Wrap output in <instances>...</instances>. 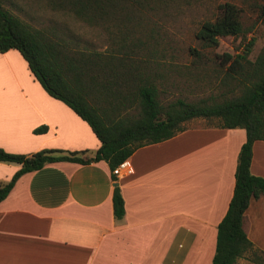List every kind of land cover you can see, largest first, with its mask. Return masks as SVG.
Listing matches in <instances>:
<instances>
[{
	"label": "crops",
	"instance_id": "obj_1",
	"mask_svg": "<svg viewBox=\"0 0 264 264\" xmlns=\"http://www.w3.org/2000/svg\"><path fill=\"white\" fill-rule=\"evenodd\" d=\"M201 119L137 147L128 174L115 176L105 159H62L20 174L0 200V264H211L246 135L243 127ZM43 124L46 130L34 131ZM99 145L88 122L46 91L17 48L0 51L1 148L30 154ZM20 165L0 160V181ZM250 171L264 177V139L252 143ZM115 186L124 201L119 219ZM242 227L264 257V194L250 199Z\"/></svg>",
	"mask_w": 264,
	"mask_h": 264
},
{
	"label": "trees",
	"instance_id": "obj_2",
	"mask_svg": "<svg viewBox=\"0 0 264 264\" xmlns=\"http://www.w3.org/2000/svg\"><path fill=\"white\" fill-rule=\"evenodd\" d=\"M48 3L90 25L105 28L112 34L111 46L97 50L74 33L52 26L35 27L0 1V51L17 48L46 91L85 119L100 145L94 151L42 148L30 154L0 147V160L21 164L8 180L0 181V200L20 174L47 162L105 159L112 169L137 147L164 140L184 129L191 118L214 119L208 123L243 127L246 138L238 152L232 196L217 224L211 264H236L240 257L262 262L263 253L244 231L242 216L250 199L264 194V177L250 171L252 143L264 139V41L255 57H249L256 40L252 33L258 23L264 25V0H242L240 4L223 0L217 4L215 15L204 19L196 30V37L205 48L217 47L221 36L239 38L234 51L214 52L211 57L216 63V85L221 87L218 98L207 95L189 100L176 96L165 101L159 96L156 73L148 59L137 56L138 43L129 42V34L120 27L131 18L121 20L120 11L140 5L143 0ZM191 50L199 59L208 58L205 52ZM46 128L43 124L34 131ZM112 202L114 216L119 219L124 214L119 186L113 189Z\"/></svg>",
	"mask_w": 264,
	"mask_h": 264
},
{
	"label": "rangeland",
	"instance_id": "obj_3",
	"mask_svg": "<svg viewBox=\"0 0 264 264\" xmlns=\"http://www.w3.org/2000/svg\"><path fill=\"white\" fill-rule=\"evenodd\" d=\"M0 1L35 27L52 26L74 33L97 50H105L111 46L112 34L105 28L90 25L71 12L55 9L48 0ZM221 1L223 0H143L140 5L120 11L121 20L131 17L126 26L121 23L120 27L129 34V42L138 43L135 47L137 56L148 59L149 66L155 71L159 96L163 101L176 96L189 100L207 95L218 98L217 93L221 87L216 85L218 77L213 71L216 63L211 57L214 52L234 51L239 38L221 36L217 47L205 48L196 37V30L204 19L215 15L217 4ZM232 1L240 4L242 0ZM245 19L248 21L249 17ZM253 34L256 40L249 54L250 58L255 57L263 44L264 25L258 23ZM192 48L207 53L208 58L199 59ZM212 120L214 119L203 118L200 122L208 123ZM242 261L243 264H264V261L250 259Z\"/></svg>",
	"mask_w": 264,
	"mask_h": 264
},
{
	"label": "built area",
	"instance_id": "obj_4",
	"mask_svg": "<svg viewBox=\"0 0 264 264\" xmlns=\"http://www.w3.org/2000/svg\"><path fill=\"white\" fill-rule=\"evenodd\" d=\"M112 173L115 176H120L122 174H128L133 171V166L130 163V160L128 157H125L124 159L120 160L112 169Z\"/></svg>",
	"mask_w": 264,
	"mask_h": 264
}]
</instances>
